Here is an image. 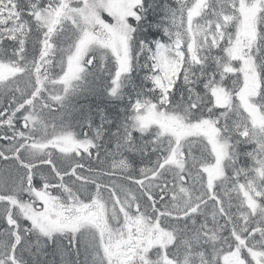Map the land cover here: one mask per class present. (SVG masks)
<instances>
[{
	"label": "snow or ice",
	"instance_id": "snow-or-ice-1",
	"mask_svg": "<svg viewBox=\"0 0 264 264\" xmlns=\"http://www.w3.org/2000/svg\"><path fill=\"white\" fill-rule=\"evenodd\" d=\"M0 264H264V0H0Z\"/></svg>",
	"mask_w": 264,
	"mask_h": 264
}]
</instances>
